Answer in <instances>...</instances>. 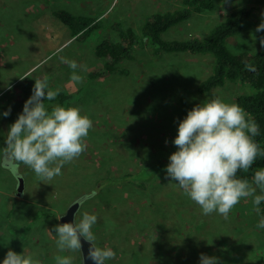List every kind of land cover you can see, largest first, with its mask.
<instances>
[{
    "label": "rangeland",
    "instance_id": "rangeland-1",
    "mask_svg": "<svg viewBox=\"0 0 264 264\" xmlns=\"http://www.w3.org/2000/svg\"><path fill=\"white\" fill-rule=\"evenodd\" d=\"M181 4L182 0H0V264L9 249L32 255L40 264H55L57 255L82 264L81 252L58 251L52 231L63 224L58 218L78 199L76 223L84 213L97 216L94 243L115 252L108 264H200V254L217 257L218 264H264V229L256 227L261 217L251 197L242 198L227 219L217 212L205 215L166 174L169 156L177 151L173 140L178 124L187 112L214 98L236 104V95L248 87L227 82L198 93L197 83L211 68L209 54H156L140 46L133 59L119 62L122 70L88 77L103 64L94 52L97 42L117 40L120 25L137 28L154 12ZM241 5L254 6V12L242 31L228 38L229 49L264 50L259 42L264 30L256 31L264 21V0H218L214 9L193 14L163 36H207ZM57 8L97 17L100 25L89 37L76 39L52 14ZM66 61L79 65L75 72L82 77L80 82L71 79L73 70ZM35 80H47L50 90L71 94L65 107L79 108L93 127L84 152L51 181H39L30 167L21 164L24 186L17 195L18 176L4 159L5 140L32 95ZM44 104L47 109L58 101ZM149 165L154 168L145 189L98 184L107 176L120 177ZM146 168L149 174L151 167ZM256 194H262L258 187ZM27 223V234L14 244Z\"/></svg>",
    "mask_w": 264,
    "mask_h": 264
},
{
    "label": "clouds",
    "instance_id": "clouds-1",
    "mask_svg": "<svg viewBox=\"0 0 264 264\" xmlns=\"http://www.w3.org/2000/svg\"><path fill=\"white\" fill-rule=\"evenodd\" d=\"M227 2L222 0V3ZM261 30H264V21L256 28L257 32ZM259 42L264 46V37ZM66 62L73 70L71 79L80 82L82 77L75 72L79 65L75 61ZM59 93V88H48L47 80H35L32 95L10 126L4 159L11 164L15 175L19 176L23 164L33 170L39 181H51L61 175L66 163L84 152V141L93 127L92 120L82 115L77 107L55 105L51 111L46 109L44 101L54 100ZM9 114L10 109L2 115L7 117ZM258 134V124L239 105L226 103L220 98L204 101L188 111L178 124L177 136L173 140L177 151L169 156L167 177L175 181L205 215L217 212L227 219L241 199L249 197L259 213V205L264 201V169L255 171L252 183L237 178L238 171H247L258 155H264L253 139ZM257 187L262 194H256ZM97 219L94 214L84 213L79 223L56 225L52 231L56 233L58 251H79L82 254L83 238L90 244L87 258L94 264H105L113 259L115 252L111 248H100L94 243L96 237L92 227ZM256 227L264 229V217ZM54 260L55 264H72L70 256L57 255ZM2 264L40 262L32 255L9 249ZM200 264H218V258L200 254Z\"/></svg>",
    "mask_w": 264,
    "mask_h": 264
},
{
    "label": "trees",
    "instance_id": "trees-1",
    "mask_svg": "<svg viewBox=\"0 0 264 264\" xmlns=\"http://www.w3.org/2000/svg\"><path fill=\"white\" fill-rule=\"evenodd\" d=\"M218 0H182L180 7L154 12L147 16L137 27L120 25L118 39H101L94 45L95 54L103 59L100 67L92 69L88 77L108 76L122 68L119 62L123 59H133L138 46L148 47L154 53H189L194 55L209 54L212 58L210 71L197 83V92L204 93L227 82H238L248 87V91L236 95V104L253 119L259 126V134L254 141L264 152V50H243L233 52L228 47V38L239 34L243 24L254 12V6L241 5L226 14L208 33L207 36L186 38H164L163 34L174 26L185 21L193 14H202L215 8ZM52 14L60 19L70 29V34L76 39H84L99 27L101 20L89 15H78L67 9L57 8ZM72 98L71 94L60 91L54 99L58 105L65 107ZM55 105L48 106L51 111ZM5 165L7 163L5 162ZM9 166V165H8ZM148 168L149 174L144 172ZM154 166H144L135 173H125L120 177H105L98 184L106 187L111 184H130L146 188L145 183L150 178ZM264 169V155H258L253 165L247 170H240L237 178L252 182L255 171ZM260 217H264V201L260 204ZM40 215L48 214L39 211ZM27 223L21 236L14 239V244L28 232ZM20 238V239H19ZM138 259V257H137Z\"/></svg>",
    "mask_w": 264,
    "mask_h": 264
},
{
    "label": "water",
    "instance_id": "water-1",
    "mask_svg": "<svg viewBox=\"0 0 264 264\" xmlns=\"http://www.w3.org/2000/svg\"><path fill=\"white\" fill-rule=\"evenodd\" d=\"M23 186H24V179L22 176H18V185H17V195H20L22 190H23ZM80 201L81 199L75 200L72 203H70L68 205V207L66 208V211L60 216V222L61 223H76V212L78 210V207L80 205ZM81 242H82V254L81 256L83 257L82 260V264H94L93 261H91L90 259L87 258V253H88V249L90 247V244L86 241L83 240V238H81ZM105 264H108L107 262H105Z\"/></svg>",
    "mask_w": 264,
    "mask_h": 264
}]
</instances>
